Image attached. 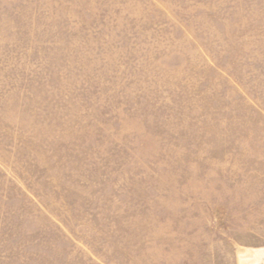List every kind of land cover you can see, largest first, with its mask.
Masks as SVG:
<instances>
[{
  "label": "rangeland",
  "instance_id": "1",
  "mask_svg": "<svg viewBox=\"0 0 264 264\" xmlns=\"http://www.w3.org/2000/svg\"><path fill=\"white\" fill-rule=\"evenodd\" d=\"M0 264H264V0H0Z\"/></svg>",
  "mask_w": 264,
  "mask_h": 264
}]
</instances>
